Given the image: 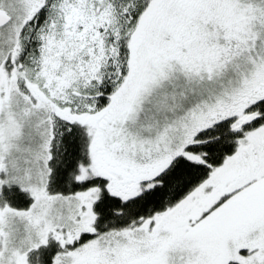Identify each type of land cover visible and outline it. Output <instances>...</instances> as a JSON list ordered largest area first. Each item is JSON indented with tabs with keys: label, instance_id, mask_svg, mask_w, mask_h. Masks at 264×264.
I'll list each match as a JSON object with an SVG mask.
<instances>
[{
	"label": "snow or ice",
	"instance_id": "snow-or-ice-1",
	"mask_svg": "<svg viewBox=\"0 0 264 264\" xmlns=\"http://www.w3.org/2000/svg\"><path fill=\"white\" fill-rule=\"evenodd\" d=\"M0 264H264V0H0Z\"/></svg>",
	"mask_w": 264,
	"mask_h": 264
}]
</instances>
